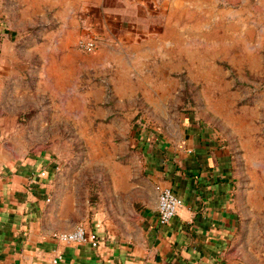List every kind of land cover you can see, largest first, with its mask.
Returning a JSON list of instances; mask_svg holds the SVG:
<instances>
[{
    "label": "crops",
    "instance_id": "1",
    "mask_svg": "<svg viewBox=\"0 0 264 264\" xmlns=\"http://www.w3.org/2000/svg\"><path fill=\"white\" fill-rule=\"evenodd\" d=\"M160 5L0 0V264H54L58 252L62 264H264V244L248 243V257L241 244L246 212L264 211L257 170L239 146L173 109L179 54L163 44L174 46L182 25L162 20ZM82 37H96L98 47L80 49ZM59 122L88 140L85 162L66 172L52 152L25 143L50 137L34 124L54 133ZM138 183L143 205L131 210ZM157 184L183 201L167 224L158 221ZM84 187L99 188L91 220L81 215ZM80 220L99 233L98 246L52 236Z\"/></svg>",
    "mask_w": 264,
    "mask_h": 264
},
{
    "label": "rangeland",
    "instance_id": "2",
    "mask_svg": "<svg viewBox=\"0 0 264 264\" xmlns=\"http://www.w3.org/2000/svg\"><path fill=\"white\" fill-rule=\"evenodd\" d=\"M159 2L162 20L174 16L182 25L177 43L171 48L163 44L166 52L176 49L179 54L180 85L178 103L173 109L177 108L179 115L182 112L192 114L204 128L215 132L232 149L236 148L237 151L239 146L248 155L250 169L254 167L257 170L258 196H264V0ZM128 111L136 115L151 113L149 108H144V111L143 108H119V114ZM136 125L143 124H135L134 128ZM34 126L49 130L50 137L45 135L47 137L26 140L25 143L34 150L52 152L62 164L61 172H66L68 166L85 162L88 140L73 139L70 132L73 130L72 124L59 122L54 125V133L48 126ZM145 126L149 127L148 124ZM150 126L155 125L151 123ZM136 146L133 144L130 148L139 151ZM75 151L82 153L81 160H76ZM120 158L119 155L117 159ZM255 161H258L257 166L253 164ZM69 171L73 175L74 171ZM80 173L77 170L75 174ZM92 174L88 169H83L87 180ZM136 178L140 179L138 176ZM246 187L249 185L244 183L243 188ZM83 189L80 188L83 194L81 215L91 220L99 206V188ZM142 194L140 183L129 191V209L142 207ZM80 222L84 223L82 220ZM255 226L262 231L259 237L251 233ZM242 228L241 244L248 257V243L264 244V211L257 213L255 218L253 212L247 211ZM260 252L264 260V251ZM251 258L257 262L262 260L254 256Z\"/></svg>",
    "mask_w": 264,
    "mask_h": 264
},
{
    "label": "built area",
    "instance_id": "3",
    "mask_svg": "<svg viewBox=\"0 0 264 264\" xmlns=\"http://www.w3.org/2000/svg\"><path fill=\"white\" fill-rule=\"evenodd\" d=\"M78 47L83 50L92 51L98 47L96 37H82L78 40ZM46 171L42 170L41 175ZM158 192V221L160 224H167L178 213L183 201L182 198L169 185L157 184ZM52 236L64 242H84L89 241L91 245L98 246L100 235L96 230H90L84 223H77L71 229L54 230ZM54 264L63 263V253L58 252L53 258Z\"/></svg>",
    "mask_w": 264,
    "mask_h": 264
}]
</instances>
